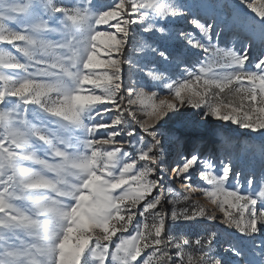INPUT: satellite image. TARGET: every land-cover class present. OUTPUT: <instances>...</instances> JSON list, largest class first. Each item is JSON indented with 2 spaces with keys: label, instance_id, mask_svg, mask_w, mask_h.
Segmentation results:
<instances>
[{
  "label": "snow or ice",
  "instance_id": "snow-or-ice-1",
  "mask_svg": "<svg viewBox=\"0 0 264 264\" xmlns=\"http://www.w3.org/2000/svg\"><path fill=\"white\" fill-rule=\"evenodd\" d=\"M240 3L255 17L221 0H0V46H12L0 47V264H264V4ZM222 34L236 43L221 48ZM170 121L185 133L174 144ZM196 174L208 186L163 195L164 175ZM193 192L234 238L173 237L174 222L218 219Z\"/></svg>",
  "mask_w": 264,
  "mask_h": 264
},
{
  "label": "rangeland",
  "instance_id": "rangeland-1",
  "mask_svg": "<svg viewBox=\"0 0 264 264\" xmlns=\"http://www.w3.org/2000/svg\"><path fill=\"white\" fill-rule=\"evenodd\" d=\"M65 2H67V0H65ZM182 2L184 3H188V4H196L198 2H200V0H182ZM222 3H228L231 5L232 9L235 10L236 12H238L242 17H255V14L251 12V9L247 8L246 5L241 4L240 0H221ZM250 2L254 3L257 7L261 6L262 4H264V0H250ZM195 11V9H194ZM114 23V22H113ZM181 28L188 30L189 32H193L195 34H198V30H196L194 28L193 25H190L187 22H183L181 25H179ZM135 27V26H133ZM96 30L101 31V32H115L114 28H110L108 25H98L96 26ZM131 35V33H130ZM234 43H236V37L233 35H228V34H222L221 35V40H220V47L221 48H225V47H231ZM3 47L6 50H12V46L11 45H3L0 46ZM127 51L131 52V46L129 45L127 47ZM13 54H17L15 53V51L13 50ZM100 58L101 59H107V52L103 50V47H101V51L99 53ZM113 57H115V53H112ZM206 58V56L204 57ZM198 67V65H197ZM123 73H122V78L124 80V83L127 84L128 83V78H129V72H128V65L126 63L123 64ZM194 71L196 69H193ZM4 71L5 74H9L10 70L4 69L2 70ZM98 71H104V69L98 70ZM133 79H135L136 77L133 76ZM247 83V82H245ZM91 86H85V89H89ZM235 87V85H234ZM123 90V89H122ZM156 90L159 95L161 97L164 96H168V90L167 88H164L163 86H161V88L158 89H154ZM169 99L171 98L170 96L168 97ZM29 109H31L32 106H28ZM138 107L137 106H134ZM183 111V109H182ZM190 111H196V110H190ZM138 115H140L141 117H143V113H138ZM125 116H127V113H125ZM29 119H31V117H29ZM214 129L213 131L215 133H218L220 136L222 137H230L232 138L234 141H239L241 144L245 145V146H254L256 148L259 147L262 138L260 137V135L258 133H252V134H247L248 130H244V129H238L237 126L231 124V122H221V121H215L214 122ZM105 131V130H102ZM165 132L166 134L169 135V139H170V143H175V140L177 138V135H184V131H183V125L177 121H170L166 126H165ZM148 138L145 136V140H147ZM205 144H207V138L204 141ZM105 148L109 147V146H104ZM125 148H127L128 146L125 145ZM185 151H187V148L184 149ZM165 159H167L169 161V163L171 164H175V162H177L179 160V156L176 152V149L173 147L171 150V153L169 155H167L165 157ZM137 167H139V164L137 165ZM250 167L254 168V170L257 172V174H259V159L257 156V159L255 161L252 162V164L250 165ZM165 172H167V165L165 166ZM241 183H243V180H241ZM187 184H191L192 187H204V186H208L206 185V183L204 181H202L199 178V175L196 174L193 176L192 181L189 182H182L179 179H175L174 177H170L168 175H164L163 176V181L160 185L162 191H163V195L165 197H170V193H169V189L172 190L173 193H175V195L177 196V198L181 197L182 195H184L185 193H188L189 190L186 187ZM245 191L244 188H241V192L243 193ZM156 192H153V195H156ZM192 196V202L198 203L200 206H202L206 212H208L209 214H215L218 219L217 220H213V221H209L206 219V217H197L195 220L192 221H177L174 222L176 225H178L177 227L173 228L172 231V235L173 237L175 236H180L182 238H189L192 239L191 236L192 234H196V235H205L202 234L205 233L206 229H211L215 232H217L222 239L226 240V239H230V238H234L237 234L235 233V231L233 229H228L227 232L224 231V229L226 228L225 225H223L220 222V218H222V213L220 212V210L211 203V201L206 198L202 193L200 192H193L190 193ZM150 199V197H149ZM184 206V202L182 201L180 204H177L176 207L182 208ZM168 208H171V205H167ZM258 207H259V202H258ZM232 210V209H229ZM145 216L147 217V222L151 225L152 223V215L151 213H146ZM137 219H139V217H137ZM136 221H133V226L135 225ZM207 225V226H206ZM195 227L196 231L198 230V234L194 233L193 231H189L188 228L190 227ZM133 233V227L130 226L128 229L127 233H118L116 237H113V242L112 245H110V252L114 250L113 245L118 242V238H123L125 236H128L130 234ZM196 235L193 237V239L196 238ZM150 249L149 250H145V256L148 255V253H150ZM185 251L187 252L188 250L185 249ZM187 258L185 257V260ZM106 264H108V262H106ZM153 264H157V261L155 258H153Z\"/></svg>",
  "mask_w": 264,
  "mask_h": 264
},
{
  "label": "trees",
  "instance_id": "trees-1",
  "mask_svg": "<svg viewBox=\"0 0 264 264\" xmlns=\"http://www.w3.org/2000/svg\"><path fill=\"white\" fill-rule=\"evenodd\" d=\"M207 226V225H206ZM188 230L189 231H193L194 233H197L198 234V230L196 231V229H195V227H190V228H188ZM207 230H209V231H213V230H211V229H207ZM202 234H207L206 232L205 233H203L202 232ZM196 234H192V236H191V238L193 239V237L195 236Z\"/></svg>",
  "mask_w": 264,
  "mask_h": 264
}]
</instances>
